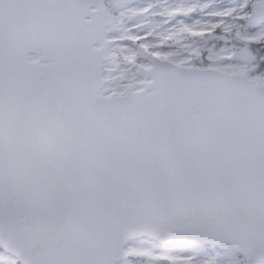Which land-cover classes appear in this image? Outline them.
I'll return each mask as SVG.
<instances>
[{"label": "snow or ice", "instance_id": "6c2138e0", "mask_svg": "<svg viewBox=\"0 0 264 264\" xmlns=\"http://www.w3.org/2000/svg\"><path fill=\"white\" fill-rule=\"evenodd\" d=\"M0 264H264V0H0Z\"/></svg>", "mask_w": 264, "mask_h": 264}]
</instances>
